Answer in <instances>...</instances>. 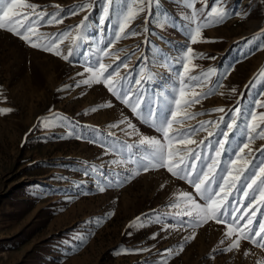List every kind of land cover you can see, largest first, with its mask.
<instances>
[{
	"label": "rangeland",
	"instance_id": "1",
	"mask_svg": "<svg viewBox=\"0 0 264 264\" xmlns=\"http://www.w3.org/2000/svg\"><path fill=\"white\" fill-rule=\"evenodd\" d=\"M26 2L49 14L60 12L63 23L39 27L48 36L71 32L85 15L89 19L85 38L67 61L0 30V108L12 109L0 115V264H161L165 260L167 264H264V249L248 241H241L238 251H222L230 243H221L223 224L209 221L195 229L179 227L181 219L189 220L175 216L179 209L171 207L180 194H191L199 204L203 201L191 185L166 169L150 168L125 180L138 170L137 164L126 161L146 146H139L141 137L128 135L133 130L120 122L131 121L143 136L163 138L103 83H82L90 76L84 71L86 61L95 64L111 42V52L128 63L120 68L121 76L127 77L125 87L143 94L157 108H167L171 98H179L185 49L191 47L203 58L194 60L196 67L189 76L203 79L202 73L214 70L203 91L215 88L216 92L190 109L204 114L186 121L185 128L207 120L219 123L216 131H223L227 122L237 119L239 126L226 146L223 167L232 150L244 142L248 114L264 112L255 106L258 100L264 102V0H198L195 8L201 15L195 21L187 0H158L151 14L142 13L132 22L128 31L139 34L119 41L114 36L121 0L103 25V0ZM86 3L92 7L75 16L64 15ZM205 3L220 4L229 15L203 28L202 38L209 42L192 44L189 33L197 22H204ZM70 45L71 37L61 45L65 55ZM102 62L113 67L119 63L111 56ZM141 77L139 85L132 83ZM109 103L111 107L106 106ZM216 108L225 112L213 111ZM42 121H51V126ZM113 124L118 126L110 127ZM206 136L202 131L194 138ZM218 139L219 135L213 136L205 143L215 146ZM261 144L264 141L258 140L252 145L253 155H258L255 149ZM197 150L202 156L213 154L210 148ZM236 197L241 198L239 193ZM258 207L264 211V206ZM138 217L142 227L134 224ZM258 217L259 213L253 219ZM193 231L195 239L186 240Z\"/></svg>",
	"mask_w": 264,
	"mask_h": 264
},
{
	"label": "snow or ice",
	"instance_id": "2",
	"mask_svg": "<svg viewBox=\"0 0 264 264\" xmlns=\"http://www.w3.org/2000/svg\"><path fill=\"white\" fill-rule=\"evenodd\" d=\"M197 2L198 0H187L188 7L193 9L192 18L194 21L201 15L195 8ZM103 4L101 25L106 20L111 19V10L117 7V0H103ZM154 4H158V0H121L117 17L119 23L114 39L119 41L122 38L137 36L139 34L137 31H128L132 22L142 13L148 12L151 14ZM54 7L60 9V5ZM90 7L92 5L89 3L82 4L76 9L65 12L64 15L75 16ZM204 7L207 9L206 13L203 14L204 22H197L194 30L189 33L188 38L192 44L209 42L202 38L203 28L223 22L229 15L220 4L209 7L205 3ZM19 9L29 11L20 12ZM88 19L89 17L85 15L80 24L71 32L48 36L40 33L39 27L43 23L48 25L63 23L59 11L55 14H49L41 6L26 2V0H0V30H5L17 36L32 48H39L65 61L69 60L74 54L78 42L85 38L83 29L86 27ZM73 32H75V35H73ZM69 37H71V45L65 55L61 45ZM112 47L114 45L109 42V46L105 47L102 51V57L97 59L95 64L86 61L88 66L85 67L84 71L90 73V76L84 79L82 83L89 86L93 83H103L104 87L125 107L130 109L141 123L153 129L163 138L161 140L156 137L143 136L131 121L120 122L127 123V127L133 130L131 133H127L128 135L141 137L138 141L139 146H146L135 159L130 157L126 161L137 164L138 170L129 173L125 180L134 178L141 171L147 172L150 168H164L172 177L191 185L195 189V194L203 201V204H199L191 194L187 192L180 194L178 202L172 204L171 207L179 209L175 216L188 217L189 220L184 221L181 219L179 227L187 225V227L195 229L202 227L209 221H215L217 224H223L226 229L223 232L224 239L221 240V243H224L225 240L230 241L222 251L228 253L234 250L238 251L241 241H248L252 245L264 249V235H262L264 234V211H261V207H258L264 206V144L255 149L258 155H253L252 147L256 141H264V112H250L248 114L244 142L232 150V157L222 167L221 165L224 163L222 157L228 152L226 146L230 145V137L239 126L237 119L233 117L227 122L223 131H216L219 129V123L213 124L212 121L207 120L200 121L198 127L189 125L185 128L186 121L194 120L197 116L204 114L200 112L193 113L190 109L216 92L215 88L203 91L204 84L208 82V78L213 75L214 70L202 73L203 79L200 76H189V73L194 71L196 67L194 60L203 57L194 54L191 47L185 49L182 64V87L179 91V98H171L170 107L157 108L153 101L145 98L143 94L138 93L131 87H125L123 81L127 80V77L121 76L120 68H127L128 63L120 59L119 53H112ZM110 56L114 61H119L115 67L102 62L103 57ZM261 76L264 77V69L261 70ZM143 79L144 77H141L140 80H133L132 83L139 85ZM187 89H191V91L189 92ZM196 89L201 90L197 91ZM234 91L235 89H233ZM106 106L111 107L112 105L109 103ZM255 106L264 108V102L258 100ZM95 110L93 109V111ZM11 111L10 108H0V115H6ZM213 111L223 113L225 109L216 108ZM235 112L237 116L240 115L239 109H236ZM220 122H224L223 116L220 117ZM42 123L46 127L51 126V121H42ZM208 125H212L211 130ZM117 126L116 124L110 125V127ZM202 131H206L207 136L197 141L194 137ZM217 135L221 139L216 140L215 146L211 143H205L206 140ZM193 145L195 147H192ZM203 148H210L213 154L202 156L201 151L197 149ZM245 150H247V155H245ZM104 190L103 186L99 188L101 192ZM236 193L240 194V199H237ZM230 197L231 200H229ZM244 200L247 203H244ZM241 209H243V212H241ZM257 213H259V217L254 220L253 217H257ZM193 217L195 218L193 219ZM245 217H247L246 220ZM241 221H244V223L241 224ZM134 224L137 227L143 226L139 217ZM132 226L134 225H129V227ZM195 235L196 233L193 231L192 235L185 237V239H195ZM152 238L155 239L156 237L153 236ZM183 250V246H181L180 251ZM166 251L171 254L170 249ZM245 255H248V253L245 252ZM161 264H167V261H162Z\"/></svg>",
	"mask_w": 264,
	"mask_h": 264
}]
</instances>
